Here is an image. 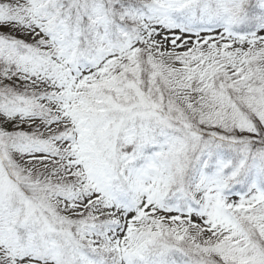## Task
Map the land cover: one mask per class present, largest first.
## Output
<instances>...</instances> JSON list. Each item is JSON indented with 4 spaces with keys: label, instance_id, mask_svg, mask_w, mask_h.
<instances>
[{
    "label": "snow or ice",
    "instance_id": "snow-or-ice-1",
    "mask_svg": "<svg viewBox=\"0 0 264 264\" xmlns=\"http://www.w3.org/2000/svg\"><path fill=\"white\" fill-rule=\"evenodd\" d=\"M0 264H264V0H0Z\"/></svg>",
    "mask_w": 264,
    "mask_h": 264
}]
</instances>
